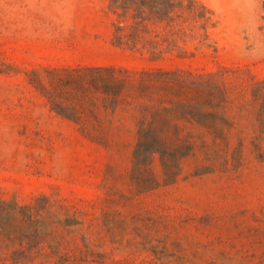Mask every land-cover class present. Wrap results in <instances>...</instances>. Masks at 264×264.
Here are the masks:
<instances>
[{
    "label": "rangeland",
    "instance_id": "374dc122",
    "mask_svg": "<svg viewBox=\"0 0 264 264\" xmlns=\"http://www.w3.org/2000/svg\"><path fill=\"white\" fill-rule=\"evenodd\" d=\"M183 2L0 0V264H264V0Z\"/></svg>",
    "mask_w": 264,
    "mask_h": 264
},
{
    "label": "trees",
    "instance_id": "16d2710c",
    "mask_svg": "<svg viewBox=\"0 0 264 264\" xmlns=\"http://www.w3.org/2000/svg\"><path fill=\"white\" fill-rule=\"evenodd\" d=\"M193 2L194 0H190L189 9ZM108 6L116 14L114 41L117 44L142 52L148 50L152 57H159L163 52L174 49L173 40L164 44V40L169 39V32H175L174 27L168 29V26L161 22L172 23L179 14L177 8L186 7L183 0H108ZM85 67L132 71L131 68L118 65Z\"/></svg>",
    "mask_w": 264,
    "mask_h": 264
}]
</instances>
